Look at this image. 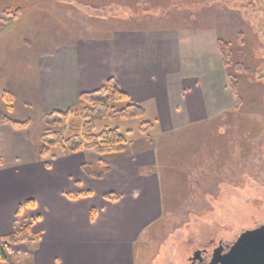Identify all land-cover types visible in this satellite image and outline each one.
<instances>
[{
  "label": "crops",
  "instance_id": "obj_1",
  "mask_svg": "<svg viewBox=\"0 0 264 264\" xmlns=\"http://www.w3.org/2000/svg\"><path fill=\"white\" fill-rule=\"evenodd\" d=\"M130 1L140 7L145 3L155 12L161 5L182 8L201 2ZM159 15L140 17V26L121 27L109 36L62 44L41 56L36 74L39 92L49 103L45 111L73 107L81 93L95 91L114 77L129 98L141 105L144 115L148 113L154 120L149 121L150 133L158 128L160 143L153 135L152 145L146 141L147 146L137 145L129 154H125L126 149L121 154L97 155L99 158L89 162L103 159L109 166L101 179L90 178L81 170L83 177L46 183L22 197L5 186L15 179L14 165L21 162L13 135L18 129L0 123V236L12 234L17 220L37 217L32 225L37 242L8 244L18 259L31 264H156L159 252L155 250H143L140 261L145 235L186 208L188 212L193 209L188 190L191 167H198L196 162L208 157L213 160L219 151L213 144L201 149L195 146L182 153L178 149L180 155L175 157L176 151L162 136L219 120L224 114L220 111L230 104L225 89L227 75L217 40L207 32L208 27L163 25ZM208 46L214 52L213 61L202 57ZM192 55H199L201 63ZM216 124L212 130L218 128ZM228 159L230 162L231 157ZM80 165L81 161V169ZM145 168H149L146 174ZM174 177L177 186H168L164 196L163 182H173ZM82 192L90 195L68 197ZM108 193L117 194L118 199L112 202L104 198ZM26 200L32 201L31 207L24 205Z\"/></svg>",
  "mask_w": 264,
  "mask_h": 264
},
{
  "label": "rangeland",
  "instance_id": "obj_2",
  "mask_svg": "<svg viewBox=\"0 0 264 264\" xmlns=\"http://www.w3.org/2000/svg\"><path fill=\"white\" fill-rule=\"evenodd\" d=\"M15 1L0 0V115L29 122L13 134L18 140L16 149L21 162L12 169L15 179L5 184L8 191L23 197L46 183L65 181L68 176L83 177L79 162L99 158L93 151L64 154L58 147L49 148L44 157L39 156L42 116L49 112L44 110L49 103L38 89L36 66L41 56L78 38L105 37L121 26H140V19L136 20L137 16H132L128 8L117 7L110 0H19L24 1L22 9L14 20H9L4 10ZM131 3L128 1L127 6ZM119 11L126 12L122 15L124 19ZM159 14L163 25L208 27L207 32L214 34L212 39H223L230 45L232 62L242 58L246 64L237 70L241 85L238 98L232 95L226 80L230 104L228 110L225 108L220 113H231L234 120H230V126L226 129L218 126L216 134L212 128L218 120L214 119L195 126L194 130L182 129L174 136H162V141L176 151L175 157L180 155L178 149L182 153L195 146L201 149L213 144L219 151L213 160L208 157L195 161L198 167H191L188 190H191L192 212L188 208L179 212L157 231L148 232L140 243V261L144 251L155 250L159 252L156 264H187L192 249L206 245L208 240L232 241L242 230L264 221V0H201L187 7L165 8ZM208 47L202 57L213 61L214 52ZM192 56L197 64L201 63L199 55ZM3 92L12 95L11 112L6 110ZM146 114L141 119L99 122L97 130L104 124L122 131L130 129L132 147L128 146L125 153L129 154L137 145L147 146L145 136L138 130L142 121H151ZM225 132L233 133L228 138L234 143L228 144L239 150V158L232 164L227 148L223 147L224 139L220 138ZM151 133L160 143L158 128ZM148 169L145 168V174ZM175 181L176 178L173 182H163L164 196L169 192L168 186H177ZM7 253L17 264L12 247H7Z\"/></svg>",
  "mask_w": 264,
  "mask_h": 264
},
{
  "label": "trees",
  "instance_id": "obj_3",
  "mask_svg": "<svg viewBox=\"0 0 264 264\" xmlns=\"http://www.w3.org/2000/svg\"><path fill=\"white\" fill-rule=\"evenodd\" d=\"M110 1L117 7L128 8L132 12V16H137L136 20H139L140 17L158 16L159 11L168 8L165 7V5H161L157 8V12H155L152 7L145 3L140 7L139 3L137 4L135 1H131L132 3L128 7L127 3L130 0ZM15 2L14 5L11 3L4 10L9 20H14L16 18L18 11L22 9V4L24 3V1L19 2V0ZM11 8H15L14 11H11ZM260 10H262V8ZM125 13L124 11H119L121 19L125 18L122 16ZM115 14L116 13L113 15ZM217 48L226 71L228 87L232 95L238 98L240 96L241 85L237 70L240 66L245 67L246 64L242 58L239 60L235 59L234 62L231 61L233 53L230 45L225 40L218 38ZM235 66H238V68ZM1 97L6 104V110L11 112L12 95L8 92H3ZM143 115L144 110L141 105L136 104L129 98L114 77H109L99 89L92 92L81 93L74 107L51 110L43 114V131L39 139V156L44 157L51 147H58L64 154L77 153L85 150L93 151L98 156L124 153L131 144V140L129 139L131 130L126 129L122 131L117 126H110L107 124H104L97 130V124L103 121L112 122L135 118L141 119ZM228 117L230 118L229 122ZM230 120H234L231 118V113H224L217 123L219 126L223 125L226 129V126H230L231 124ZM0 123H8L15 129L24 128L29 124L28 121H15L3 115H0ZM151 128L152 124L149 121H142L138 130L145 136L146 141L152 145L154 137L153 134L150 133ZM238 128L240 129V127ZM225 133L222 134L220 138L224 139L223 147L227 148L228 158L231 157L232 164L235 158H239V150H236L237 148L234 150V147L231 146L234 142L230 141L228 138V135L230 136L233 133H227V135ZM236 146L238 147L237 144ZM81 170L90 178L101 179L104 174L108 172L109 166L106 161L100 159L95 163H83L81 165ZM226 182H229L228 179ZM88 195H90L89 192H82L75 195H68V197L77 198ZM103 197L112 202L118 199V195L115 193H108ZM32 204L31 200H26L24 202V205L27 207H31ZM18 214H20V211H18ZM92 214L91 212V216ZM36 219L37 217H32L27 220H17L14 224V232L12 234L6 238L0 236V264H16L7 253L8 244H28L39 240L38 235L32 232V225ZM17 261V264H31L27 259L17 258Z\"/></svg>",
  "mask_w": 264,
  "mask_h": 264
},
{
  "label": "water",
  "instance_id": "obj_4",
  "mask_svg": "<svg viewBox=\"0 0 264 264\" xmlns=\"http://www.w3.org/2000/svg\"><path fill=\"white\" fill-rule=\"evenodd\" d=\"M208 264H264V224L240 232L226 252L215 249Z\"/></svg>",
  "mask_w": 264,
  "mask_h": 264
},
{
  "label": "flooded vegetation",
  "instance_id": "obj_5",
  "mask_svg": "<svg viewBox=\"0 0 264 264\" xmlns=\"http://www.w3.org/2000/svg\"><path fill=\"white\" fill-rule=\"evenodd\" d=\"M263 215H264V211H263ZM261 224H264V221H261L259 224L254 225V227H257ZM247 229H250V228H247ZM234 240L225 241L221 238H213V239L208 240L206 245L192 249L190 255L186 258L187 264H208L211 259L212 253L215 249L220 248L222 250V253H224L228 250V248L234 242ZM197 251H199V253H197L195 260L192 262L190 258H192L193 254L196 253Z\"/></svg>",
  "mask_w": 264,
  "mask_h": 264
}]
</instances>
